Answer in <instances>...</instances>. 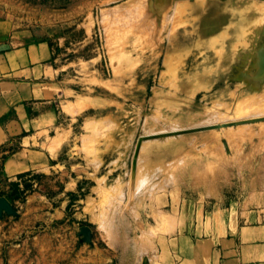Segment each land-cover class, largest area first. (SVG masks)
<instances>
[{
	"label": "rangeland",
	"instance_id": "1",
	"mask_svg": "<svg viewBox=\"0 0 264 264\" xmlns=\"http://www.w3.org/2000/svg\"><path fill=\"white\" fill-rule=\"evenodd\" d=\"M0 99V264H211L264 209V0H0Z\"/></svg>",
	"mask_w": 264,
	"mask_h": 264
},
{
	"label": "crops",
	"instance_id": "2",
	"mask_svg": "<svg viewBox=\"0 0 264 264\" xmlns=\"http://www.w3.org/2000/svg\"><path fill=\"white\" fill-rule=\"evenodd\" d=\"M12 85L14 87V84ZM21 87L26 85L23 83ZM0 102H2L1 99ZM3 139L4 135L0 131V142ZM35 165H37V159L31 154L24 159L17 157L9 160L6 163V169L10 173H16ZM231 223L230 227L234 235L224 237L223 230L220 228L217 240H210V250L205 246L204 251L212 255L211 264H264V209L236 210ZM182 243L188 250L191 249L189 240L184 238ZM217 244L218 248L215 251L214 247Z\"/></svg>",
	"mask_w": 264,
	"mask_h": 264
},
{
	"label": "bare ground",
	"instance_id": "3",
	"mask_svg": "<svg viewBox=\"0 0 264 264\" xmlns=\"http://www.w3.org/2000/svg\"><path fill=\"white\" fill-rule=\"evenodd\" d=\"M3 207H7L8 208V204L0 198V209L3 208Z\"/></svg>",
	"mask_w": 264,
	"mask_h": 264
}]
</instances>
